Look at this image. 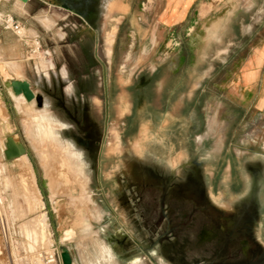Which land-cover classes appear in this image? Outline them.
I'll use <instances>...</instances> for the list:
<instances>
[{
    "label": "rangeland",
    "instance_id": "rangeland-1",
    "mask_svg": "<svg viewBox=\"0 0 264 264\" xmlns=\"http://www.w3.org/2000/svg\"><path fill=\"white\" fill-rule=\"evenodd\" d=\"M44 2L38 8L32 0L34 19L57 15ZM22 4L0 0V11ZM183 8L190 24L198 13L208 17L191 32L177 28L175 41L161 30L152 50L151 25L142 21L162 14L165 0H98L91 147L80 145L86 134L56 109L19 100L14 112L0 73V264H41L43 252L60 247L73 264H264V0H184ZM29 34L23 63L41 94L35 68L46 75L50 58ZM69 55L56 58L61 72L65 61L83 64L78 49ZM188 62L192 86L184 87L177 82ZM35 115L51 123L46 135ZM7 136L24 145L44 208L24 160L4 158ZM39 212L49 227L41 244L24 233Z\"/></svg>",
    "mask_w": 264,
    "mask_h": 264
},
{
    "label": "crops",
    "instance_id": "crops-1",
    "mask_svg": "<svg viewBox=\"0 0 264 264\" xmlns=\"http://www.w3.org/2000/svg\"><path fill=\"white\" fill-rule=\"evenodd\" d=\"M18 2L23 3L20 0H17ZM38 8H42V7H47L48 4H46L44 2V0H36ZM192 2V1H191ZM183 3L184 0H165V5H166V9L162 12V14L156 16V17H151L150 20L151 21H142L144 24L146 25H151L148 28V36H150L149 40H150V45L152 50L154 49L155 46H159L160 45V31L162 30V32H164L165 30L171 31L172 35H173V40L175 41V36L176 34V29H187L186 31L191 32L192 29H194L195 25H199L202 20L206 19L208 16L207 15H200L198 13L197 19L192 22L191 24L189 23V16H188V12L189 9L187 8H183ZM32 4V0H28L27 2L23 3L20 6H15V10L16 12L13 11H8V10H1L0 11V61H4L5 64L4 67L0 68V73L1 75L4 77L5 81L11 80V79H17V80H22V81H27L30 84V87L32 84V80H31V76L29 75V69L27 68V66L23 63V57H24V53H27V48L29 47L28 45V40L30 37V33L35 34L34 38L36 39V42L38 44V47H40V44L43 45L44 50H46L47 52H49L51 54V56L54 58V60L60 55V51L62 49L66 50L68 53H71V48L73 47L72 42L66 43V44H62L60 41H62L64 38H68L69 35H72V31L71 29H69V26H71L72 24L70 23V21H68L66 19V16L70 14V12H68L65 9H62L60 7H56L54 6V4H51V6H53L54 8H56V14L54 15L52 14L51 16H47V18L44 20L42 19V17H38V19H34L33 15H35L34 10H33V6ZM190 4V3H189ZM192 4V3H191ZM190 6V5H189ZM6 13H11V16L23 27V31L25 32V36L27 37V41L24 43L21 40H19L9 29H7L3 23H2V18L5 16ZM29 18V19H28ZM34 20L37 23L38 29H42L43 30V34L40 30H38L39 32L36 33V31L34 30V28L31 26L29 20ZM136 22L138 20V22L140 21L139 17H135ZM141 22V23H142ZM51 23L50 27H45V26H49V24ZM131 23H134L133 21ZM142 23V24H143ZM188 24L190 26H188ZM187 25V26H186ZM193 25V26H191ZM68 28V29H67ZM121 27H117V31H116V26H115V32L117 34V32L120 30ZM132 31L131 33L134 34L135 32V28L131 27ZM115 32H114V37H115ZM189 33H186V36H188ZM82 35H78L77 36V40H81ZM113 37V40H114ZM134 40V38H132V41ZM113 42V41H112ZM179 42H175V48L173 49L174 51H179V47H177V44ZM185 44V42H184ZM135 47V43L131 42V44L129 46H127V48L125 49V51L122 52V57L124 55H130V53L132 52V50ZM41 48V49H43ZM112 54V44H111V49H110V55L109 57L106 58H110ZM190 56L191 58V48L189 49V53L187 52V58ZM45 65V64H44ZM46 66V65H45ZM37 69L36 72H38V75L41 77L42 75V69L40 66V70L38 68V66L35 68V70ZM181 71H183V80H178L177 83H183L184 87H191L192 86V81H191V74L189 76V81L187 73H191L192 72V65L191 62L188 63H184L182 69H180ZM8 71L11 73V76L9 75ZM176 71V69H175ZM194 71H198L201 72L202 68L195 66ZM200 81V80H199ZM4 85V82H3ZM5 87V86H4ZM32 89V88H31ZM11 90V89H10ZM70 87L67 88V93L70 92ZM33 91V89H32ZM11 94L13 96V110L14 112H18L17 107H16V102L19 101L21 98H23V100L26 102V100L24 99V97L22 95H14L12 90H11ZM35 94H39V93H35ZM40 95V94H39ZM180 97V96H179ZM187 97H182L178 100V102H174L175 103V107L173 109V112L175 114H177V112H179L181 105L183 104V107H185V104L187 103ZM4 103V102H3ZM29 102H26L25 104H28ZM23 105V104H22ZM21 105V106H22ZM8 118L10 119V115H8ZM26 155V154H25ZM27 157V155H26ZM28 159V157H27ZM29 161V159H28ZM30 162V161H29ZM31 164V163H30ZM31 167L33 169V166L31 164ZM34 171V169H33ZM19 172H24L22 163L19 162ZM34 175H35V182H36V187L38 192L40 193V198L41 196V192L38 188L37 185V177L34 171ZM42 201V200H41ZM43 203V201H42ZM44 208V203H43V207ZM41 208V209H42ZM44 212V211H43ZM46 214V213H45ZM133 244L136 248L139 247V244L137 242V239L132 240ZM138 261L135 260V264H137Z\"/></svg>",
    "mask_w": 264,
    "mask_h": 264
},
{
    "label": "flooded vegetation",
    "instance_id": "flooded-vegetation-1",
    "mask_svg": "<svg viewBox=\"0 0 264 264\" xmlns=\"http://www.w3.org/2000/svg\"><path fill=\"white\" fill-rule=\"evenodd\" d=\"M56 7L70 12L66 19L72 24L69 28L72 35L68 36V42H72L73 49H78L82 57L83 64L78 69L71 67L65 61L63 71L59 70L56 59L45 50L49 60V66L45 69L46 75L42 73V83L40 94L42 97L41 109H56L71 122L73 128L86 134L87 139L80 140L82 147H91L96 140V125L90 118L87 101L95 91L94 68L99 64L97 57V30L95 21L98 13V0H50ZM74 10L75 13H72ZM72 21V22H71ZM82 35L81 40L77 36ZM71 48V50H72ZM66 50L60 51V57L71 56ZM55 65V70L52 69ZM70 92L67 93V88ZM67 128V125L65 129ZM67 129H72L70 126ZM250 171H252L250 169ZM250 205V204H249Z\"/></svg>",
    "mask_w": 264,
    "mask_h": 264
},
{
    "label": "water",
    "instance_id": "water-1",
    "mask_svg": "<svg viewBox=\"0 0 264 264\" xmlns=\"http://www.w3.org/2000/svg\"><path fill=\"white\" fill-rule=\"evenodd\" d=\"M23 3L28 0H20ZM72 13H75L74 10H71ZM4 86L12 90L14 95H22L26 102L34 101L37 107L42 105V97L39 94H35L30 84L27 81L11 79L4 81ZM4 158L9 161L18 158L19 156L26 154V149L24 145L17 139H13V136H7L4 143ZM60 259L62 264H73L69 251L65 247H60Z\"/></svg>",
    "mask_w": 264,
    "mask_h": 264
},
{
    "label": "bare ground",
    "instance_id": "bare-ground-1",
    "mask_svg": "<svg viewBox=\"0 0 264 264\" xmlns=\"http://www.w3.org/2000/svg\"><path fill=\"white\" fill-rule=\"evenodd\" d=\"M113 28V27H112ZM115 28V27H114ZM113 28V29H114ZM24 30V29H23ZM111 31V30H110ZM112 32V31H111ZM114 33V30L112 33H110L109 31L107 32L106 36V43L110 44V41L112 43V34ZM108 54V53H107ZM22 104H25L26 102L23 100V98L20 99ZM123 106V105H122ZM124 108V107H123ZM34 115V114H33ZM41 120V121H40ZM32 121L34 122V125L36 127V130L38 131V133H42L44 135H46V133L48 132L47 129L51 126L48 122V120H46L45 118H41L38 115L33 116ZM40 121V122H39ZM13 139H17L15 136H13ZM5 148V147H4ZM4 151V150H3ZM24 160V163L28 166V169L30 170V172L32 174L33 170L31 168L30 162L28 161L27 157L25 154L19 156ZM26 170V169H25ZM28 175V173H27ZM32 176V175H31ZM36 191V190H35ZM38 195V203L40 206L43 205L41 199H40V195L38 192H36ZM87 200V199H86ZM89 200V199H88ZM1 204V203H0ZM82 204V203H81ZM2 213V212H1ZM40 214L37 215L36 217L32 218L30 221H27L24 223V233L26 235V237H28V239H33L34 243H44L45 241V237H46V229L48 227V223H47V216L45 215V213L39 212ZM1 217V216H0ZM3 221V219H2ZM4 225V222H3ZM8 225V224H7ZM5 226V225H4ZM22 228V227H21ZM49 228V227H48ZM22 230V229H21ZM48 231V230H47ZM51 234V233H50ZM8 236V235H7ZM49 240V239H48ZM47 240V241H48ZM12 245V244H11ZM50 245V244H49ZM11 253V252H10Z\"/></svg>",
    "mask_w": 264,
    "mask_h": 264
},
{
    "label": "built area",
    "instance_id": "built-area-1",
    "mask_svg": "<svg viewBox=\"0 0 264 264\" xmlns=\"http://www.w3.org/2000/svg\"><path fill=\"white\" fill-rule=\"evenodd\" d=\"M3 25L9 29L19 40L26 42L28 39L25 36L23 27L10 15L2 18ZM41 264H62L60 259V249L52 248L41 254Z\"/></svg>",
    "mask_w": 264,
    "mask_h": 264
}]
</instances>
